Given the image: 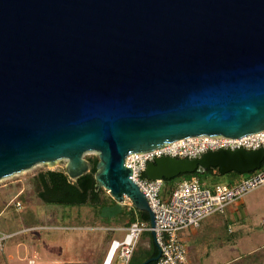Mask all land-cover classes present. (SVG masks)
I'll return each instance as SVG.
<instances>
[{"label": "water", "instance_id": "1", "mask_svg": "<svg viewBox=\"0 0 264 264\" xmlns=\"http://www.w3.org/2000/svg\"><path fill=\"white\" fill-rule=\"evenodd\" d=\"M264 130V0H0V180L36 164L154 214L125 158ZM264 149L149 163V180L247 175ZM160 256L142 264L156 262Z\"/></svg>", "mask_w": 264, "mask_h": 264}, {"label": "rangeland", "instance_id": "2", "mask_svg": "<svg viewBox=\"0 0 264 264\" xmlns=\"http://www.w3.org/2000/svg\"><path fill=\"white\" fill-rule=\"evenodd\" d=\"M92 157L97 158V154L83 155L86 160ZM66 163L67 160H60L54 167L36 164L0 180V232L11 236L2 242L0 264H29L30 261L33 264H102L110 243L124 238L128 226L115 223L121 216L102 217L98 214L100 206H60L38 198L35 177L46 171H64ZM239 177L243 175L214 176L205 179L204 184L208 187L232 185L239 182ZM175 184V181L165 182L162 196L166 197ZM100 190V202L110 197L105 190ZM16 202L20 204L18 210L13 206ZM119 207L124 214L130 209L137 211L131 203ZM262 220L264 185L227 205L223 214L211 217L213 230L203 239L208 257L198 256L199 264H264ZM107 223L111 225L106 227ZM108 231H113L110 242L106 241ZM137 245L147 248L149 234L143 233Z\"/></svg>", "mask_w": 264, "mask_h": 264}, {"label": "built area", "instance_id": "3", "mask_svg": "<svg viewBox=\"0 0 264 264\" xmlns=\"http://www.w3.org/2000/svg\"><path fill=\"white\" fill-rule=\"evenodd\" d=\"M254 151L264 149V130L241 138L225 136H195L177 140L146 153H133L125 158V165L132 170L131 180L145 196L154 214L156 245L160 256L155 264H189L186 244L179 237L184 229H198L201 222L214 215L223 214L227 205L239 201L243 196L264 185V161L260 169L248 174L232 185H214L208 187L195 178L177 184L170 193L162 196L163 180H149L144 172L149 163L163 157L177 159H198L204 153L218 150ZM130 203L125 197L124 204ZM20 208L19 202L13 204ZM264 228V220L261 221ZM150 226L134 221L125 229L122 240H113L102 264L112 253L110 264H127L139 237L150 232ZM231 232V229L228 230ZM0 232V250L2 242L10 238ZM155 242V240H154ZM29 264H33L30 261Z\"/></svg>", "mask_w": 264, "mask_h": 264}, {"label": "trees", "instance_id": "4", "mask_svg": "<svg viewBox=\"0 0 264 264\" xmlns=\"http://www.w3.org/2000/svg\"><path fill=\"white\" fill-rule=\"evenodd\" d=\"M88 161L91 165L90 171L86 175L78 178L76 181L70 180L64 171H46L39 173L34 179L36 194L38 198L42 202L52 203L60 206L63 205L73 207L89 204L100 206L98 214L102 217H106L107 219H114L115 217H117V215L121 216V219L115 223H122L129 226L131 223L138 220L149 225V218L147 213L145 212L134 211L133 209H130L126 214H124L122 208L119 207V205L115 203L110 197H107V199L100 202L99 195L100 191L102 192V190L98 192L95 191L94 179V175L96 172L95 165L98 159L96 157H92L88 158ZM229 174L241 176L240 174L235 172ZM247 175H243V177ZM214 176L217 175H214L212 170H208L203 174H186L172 180L163 181L164 183L175 181L176 186L182 181L195 178L199 182L204 184L205 179ZM125 220H127L126 223ZM110 225L111 224L107 223L105 226L109 227ZM145 233L149 234L148 247L144 248L141 245L136 244L127 264H142L146 260L154 258L158 255V247L155 244L150 232ZM112 235L113 231H108L106 234V241L110 242ZM149 264H155V262Z\"/></svg>", "mask_w": 264, "mask_h": 264}, {"label": "crops", "instance_id": "5", "mask_svg": "<svg viewBox=\"0 0 264 264\" xmlns=\"http://www.w3.org/2000/svg\"><path fill=\"white\" fill-rule=\"evenodd\" d=\"M242 178L244 177H239L238 180L240 181ZM212 216L208 217L209 219H204L198 229H184L179 232L180 239L183 240L186 244L189 264H199L200 259L198 256L200 255L208 257V253L203 247V239L211 233V230H213V222L211 221ZM186 230H188V232H185ZM190 244L191 247L189 246ZM226 263L227 262H224L222 264Z\"/></svg>", "mask_w": 264, "mask_h": 264}, {"label": "bare ground", "instance_id": "6", "mask_svg": "<svg viewBox=\"0 0 264 264\" xmlns=\"http://www.w3.org/2000/svg\"><path fill=\"white\" fill-rule=\"evenodd\" d=\"M111 258H112V253L109 254V256H108V258H107L105 264H110V260H111Z\"/></svg>", "mask_w": 264, "mask_h": 264}]
</instances>
